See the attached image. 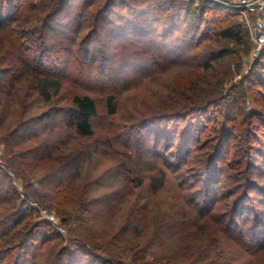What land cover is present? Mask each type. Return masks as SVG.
I'll return each instance as SVG.
<instances>
[{
  "label": "trees",
  "instance_id": "trees-1",
  "mask_svg": "<svg viewBox=\"0 0 264 264\" xmlns=\"http://www.w3.org/2000/svg\"><path fill=\"white\" fill-rule=\"evenodd\" d=\"M67 1L31 2L29 11L40 14L20 31L14 26L19 13L14 0H0V144L5 145L8 171L24 184V198L19 202L21 194L7 173L1 172L3 184L8 187L0 188V263L264 264V221L256 216L259 210L253 216L245 215L248 199L257 187L255 180L245 174L251 165L260 167L255 153L264 162V149L249 144L234 151L235 165L242 167L234 173L240 172L242 178L245 175L241 180L244 182L228 190L223 198L235 200L217 207L220 199L212 195L207 182L212 173L214 182H220V160L230 166L226 156L231 149L223 148L233 136L227 124L219 128L221 136L203 159L207 175L198 193L185 183L175 187L170 181L169 172L174 173L171 168L181 169L183 161L172 164L162 158L160 164L145 158L149 146L143 148L145 143L133 138L132 131L149 117L138 121L134 116L129 123H117L119 110L113 94L106 98L108 121L102 127L96 126L100 118L96 99L80 92L65 97L68 111L59 110L65 118H55L38 127L56 110V96L61 93L63 81L42 69L44 64L35 63L30 53L38 47L44 28L50 27L51 18ZM193 2L188 1L187 7L174 1L172 5L200 23L213 21L215 16L237 18L222 9ZM244 34L249 38L240 21L212 34L206 48L196 54L201 62L191 60L201 70L197 69L196 77L189 80V95L179 90L167 97L166 101L170 98L174 103L169 108L162 104V110L169 112L159 117L192 116L232 97L233 93L225 94L219 81H213L206 71L212 72V62L226 55L216 56L213 45L223 40L242 44ZM204 36L202 42L206 41ZM251 72L257 87L264 91V51ZM231 101L236 105L238 99ZM40 104L50 110L38 114ZM107 170L113 179L111 184L98 180V172ZM28 201L54 213L68 228V236L55 232L45 220L31 227L22 224L26 214L33 215L36 210H24ZM39 225L46 231L36 237L56 242L31 253V239ZM65 238L78 250L69 249V244L64 251L59 248ZM87 257L89 261L84 260Z\"/></svg>",
  "mask_w": 264,
  "mask_h": 264
},
{
  "label": "rangeland",
  "instance_id": "rangeland-1",
  "mask_svg": "<svg viewBox=\"0 0 264 264\" xmlns=\"http://www.w3.org/2000/svg\"><path fill=\"white\" fill-rule=\"evenodd\" d=\"M173 1L187 7L190 0H68L51 18L50 27L44 28L38 47L30 53L35 57V63L44 64L42 69L63 81L61 93L56 96V110L51 111L38 127L41 128L55 118H65V113H60L59 110L65 108L62 111H68L69 105L65 97L73 92L88 94L96 99L100 113L96 126L102 127L108 121L105 118L106 98L113 94L119 110L117 123H129L134 116L138 117V121L149 117L139 129L132 131L133 138L138 137L145 143L143 148L149 146L145 158L158 160L160 164L163 163L162 158L168 159L172 164L183 161L181 169L171 168L174 173L169 172L170 181L175 187L185 183L184 185L191 186V190L198 193L207 175L203 159L221 136L219 128L227 124L233 136L230 135L227 146L224 144L223 148L231 149L226 156L231 167L227 166V161H219L222 167L220 182H214L213 173L207 181L213 189L211 193L220 199L217 207H222L225 202L235 200V197H231L227 201L223 196L232 187L242 184L244 181L241 180L246 175L255 180L257 187L251 192L245 215L253 216V212L259 210L256 216L264 221L263 157L255 153L260 167L251 165L243 178L240 172L234 173L237 168H242L241 165H235V150L249 144L264 149V91L262 87H257L251 72L257 60L252 58L253 43L244 34L242 44L223 40L220 45H213L214 49L217 48L216 56L223 53L226 55L221 60L213 61L215 69L206 73L211 75L213 81H219L220 89L225 94L233 93L232 97L192 116L160 118L159 116L169 112L166 108L174 103L170 98L166 101L167 97L174 96L179 90L189 95V80L196 77L197 69L201 70L191 60L196 59V54L206 48L211 35L224 26L239 21L238 18L231 20L226 16L210 15L215 16L213 21L200 23L198 19L186 17L184 11L180 12L178 7L172 5ZM31 2L39 4L42 0L13 2L19 8L14 26L20 31L32 24L40 14L29 11ZM196 2L198 0H194L193 5ZM221 11L228 14L225 9ZM203 35L206 41L202 42ZM196 61L200 63L201 59L197 57ZM233 98L238 99L236 105H232ZM164 103L166 111L162 110ZM48 110V106L40 104L36 112L41 114ZM209 139L212 141L207 144ZM4 148L5 145L0 144V188L8 187V184H3L1 175V172H5L8 179L12 180L11 184L21 194L18 199L21 202L24 198V184L8 171ZM233 157L234 160L231 161ZM98 180L105 184L113 182L108 170L98 172ZM239 193L241 195V191ZM34 208V214H26L22 224L28 223L31 227L45 220L50 222L55 232L68 236V228L63 226L54 213L32 201L24 204V210ZM44 228L39 225L34 232L31 253L56 242L41 241V235L40 239L36 237L42 234ZM68 244L69 249L78 250L77 245L68 243L67 238L58 246L64 251ZM84 260L89 261L90 257Z\"/></svg>",
  "mask_w": 264,
  "mask_h": 264
},
{
  "label": "built area",
  "instance_id": "built-area-1",
  "mask_svg": "<svg viewBox=\"0 0 264 264\" xmlns=\"http://www.w3.org/2000/svg\"><path fill=\"white\" fill-rule=\"evenodd\" d=\"M198 4L225 9L239 19L253 43V60L264 51V0H198Z\"/></svg>",
  "mask_w": 264,
  "mask_h": 264
}]
</instances>
